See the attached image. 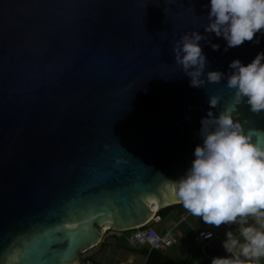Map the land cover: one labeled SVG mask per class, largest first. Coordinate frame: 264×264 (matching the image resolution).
I'll return each instance as SVG.
<instances>
[{
	"label": "water",
	"instance_id": "obj_1",
	"mask_svg": "<svg viewBox=\"0 0 264 264\" xmlns=\"http://www.w3.org/2000/svg\"><path fill=\"white\" fill-rule=\"evenodd\" d=\"M207 15L208 0H0V264H77L105 231L180 203L172 184L200 121L233 93L223 80L191 87L173 42L204 36L205 73L225 76L264 52L259 33L225 50ZM231 115L264 134V112ZM225 239H210L206 257L226 256Z\"/></svg>",
	"mask_w": 264,
	"mask_h": 264
},
{
	"label": "clouds",
	"instance_id": "obj_2",
	"mask_svg": "<svg viewBox=\"0 0 264 264\" xmlns=\"http://www.w3.org/2000/svg\"><path fill=\"white\" fill-rule=\"evenodd\" d=\"M205 33L223 38L226 49L235 48L264 35V0H208ZM197 32L185 33L175 40L172 51L190 86L202 87L206 81H225L233 93L232 106L214 115L209 111L200 121L194 159L185 175L173 183L174 195L184 209L205 225L238 224L239 235L226 232L222 243L226 256L211 264H261L264 261V134L247 132L234 122L235 106L245 104L253 114L264 112V52L248 64L233 60L232 71L205 73L207 64ZM218 50L219 45H211ZM204 77V79H202ZM215 108L217 97L209 98ZM249 218L252 224H249ZM203 235V234H202ZM211 239V233L204 236Z\"/></svg>",
	"mask_w": 264,
	"mask_h": 264
},
{
	"label": "crops",
	"instance_id": "obj_3",
	"mask_svg": "<svg viewBox=\"0 0 264 264\" xmlns=\"http://www.w3.org/2000/svg\"><path fill=\"white\" fill-rule=\"evenodd\" d=\"M173 211V208H171L163 217H159L156 216L157 211L155 210L154 215L149 218L148 222L159 232H164L169 228H174L178 235V239L184 238L185 233H182V231H179L176 228L180 221H175V219L172 217ZM176 211H178V209ZM184 211L185 213L187 212L186 210ZM181 212L180 213L183 215L184 213L182 209ZM188 216H191V214H187V216L184 219L181 218V220L185 221ZM249 224H252L251 218H249ZM239 227L240 226L238 224H231L221 225L219 228H216L211 225H205L198 217H194L193 219L191 218L190 221L185 223L183 231H187L186 233H195L193 236V241L196 247L193 249L189 248V250H185V252H178L179 250H177L174 251V254H166L171 257L180 258L192 254L198 247H200V245L196 244L195 242V237L200 231H211L213 233L212 236L214 237L223 236L226 232L232 231L234 236H238ZM108 231L109 230L104 232L101 241L97 245L91 247L80 255L77 264H94L95 262H100L103 264H144L146 255L142 252V250L146 247L132 245L128 239V246H121L116 241V234L114 235L113 233H110L109 235L111 237H107ZM200 248L202 250V247ZM261 264H264V261H261Z\"/></svg>",
	"mask_w": 264,
	"mask_h": 264
},
{
	"label": "built area",
	"instance_id": "obj_4",
	"mask_svg": "<svg viewBox=\"0 0 264 264\" xmlns=\"http://www.w3.org/2000/svg\"><path fill=\"white\" fill-rule=\"evenodd\" d=\"M189 212L181 216L182 219L186 217ZM133 232L127 237L132 245L143 246L151 250L165 251L177 242L178 235L174 228H169L164 232H159L153 228L149 222L135 226ZM131 230V229H130ZM211 233V239L214 238L211 231H200L195 237L196 244L203 247L210 239H205L204 236ZM203 234V235H202Z\"/></svg>",
	"mask_w": 264,
	"mask_h": 264
},
{
	"label": "trees",
	"instance_id": "obj_5",
	"mask_svg": "<svg viewBox=\"0 0 264 264\" xmlns=\"http://www.w3.org/2000/svg\"><path fill=\"white\" fill-rule=\"evenodd\" d=\"M175 205H182V203H175L159 209L156 216L163 217L171 208ZM142 252L146 255L144 264H211L212 259L206 257L200 247H198L192 254L180 258L171 257L164 251L151 250L147 248L143 249ZM94 264H103L95 262Z\"/></svg>",
	"mask_w": 264,
	"mask_h": 264
},
{
	"label": "rangeland",
	"instance_id": "obj_6",
	"mask_svg": "<svg viewBox=\"0 0 264 264\" xmlns=\"http://www.w3.org/2000/svg\"><path fill=\"white\" fill-rule=\"evenodd\" d=\"M175 209L176 210L178 209V211H176ZM179 209H180V211H179ZM181 209H182L183 213L186 214L185 211H184L185 209L183 208V205H175L173 207V210L174 211H173V216L172 217L175 219V221L176 220L180 221L177 224L176 228H177V230L182 231V233H185V235H184V238L177 239V242L175 244H173L171 247H169V248H167L165 250V253H167V254H174V251H177V250H179L178 252H185V250H189V248L193 249V248L196 247L195 246V243L193 241V236L195 235V233H193V232L186 233L187 231L186 232L183 231L184 230L185 223L188 222V221H190L191 218L193 219L194 216H192V215L191 216H188L185 221H182L181 220V216H182ZM132 232H133V229H131V230H125V231H115V230L112 229V230H109L108 231V234H107L108 236L107 237L110 236L109 235L110 233H113L114 235L116 234L117 235L116 236L117 243L120 244L121 246H128L129 243L127 241V237Z\"/></svg>",
	"mask_w": 264,
	"mask_h": 264
},
{
	"label": "bare ground",
	"instance_id": "obj_7",
	"mask_svg": "<svg viewBox=\"0 0 264 264\" xmlns=\"http://www.w3.org/2000/svg\"><path fill=\"white\" fill-rule=\"evenodd\" d=\"M156 209V208H155ZM155 211V210H154Z\"/></svg>",
	"mask_w": 264,
	"mask_h": 264
}]
</instances>
